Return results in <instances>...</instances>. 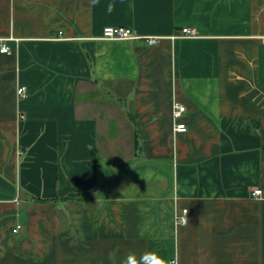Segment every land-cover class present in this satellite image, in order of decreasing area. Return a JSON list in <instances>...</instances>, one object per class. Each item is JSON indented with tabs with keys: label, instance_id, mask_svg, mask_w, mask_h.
<instances>
[{
	"label": "crops",
	"instance_id": "0c3cea01",
	"mask_svg": "<svg viewBox=\"0 0 264 264\" xmlns=\"http://www.w3.org/2000/svg\"><path fill=\"white\" fill-rule=\"evenodd\" d=\"M262 38L264 0H0V264H264Z\"/></svg>",
	"mask_w": 264,
	"mask_h": 264
},
{
	"label": "built area",
	"instance_id": "2783aa9c",
	"mask_svg": "<svg viewBox=\"0 0 264 264\" xmlns=\"http://www.w3.org/2000/svg\"><path fill=\"white\" fill-rule=\"evenodd\" d=\"M183 38H195L197 33L193 29L184 28L182 29ZM101 39L106 41H132V40H144L145 43L149 46L157 45L160 41L159 37H143L135 33V31L128 27H108L104 30L103 36ZM264 43V38H262ZM1 52L5 54H10L11 50L6 45L1 46ZM25 94V89H19L20 97ZM187 113V107L180 103L179 101H174L173 104V117H174V132L178 133H186L187 126L184 123H180L179 121L183 118V116ZM262 191L256 190L254 191V197L261 196ZM188 210L184 209L181 213H176L175 223L177 226H185L188 223L187 219ZM22 227L18 226L13 232L17 233ZM168 264H178L177 259H172Z\"/></svg>",
	"mask_w": 264,
	"mask_h": 264
},
{
	"label": "clouds",
	"instance_id": "9594fccd",
	"mask_svg": "<svg viewBox=\"0 0 264 264\" xmlns=\"http://www.w3.org/2000/svg\"><path fill=\"white\" fill-rule=\"evenodd\" d=\"M93 2H95V0H93ZM140 235L143 236V232H141ZM122 264H168V262L160 257L156 252H145L139 258H137L134 253H129L123 259Z\"/></svg>",
	"mask_w": 264,
	"mask_h": 264
},
{
	"label": "trees",
	"instance_id": "16d2710c",
	"mask_svg": "<svg viewBox=\"0 0 264 264\" xmlns=\"http://www.w3.org/2000/svg\"><path fill=\"white\" fill-rule=\"evenodd\" d=\"M71 197H73V196L67 197V198H65V199H68V198H71ZM39 201H45V200H39Z\"/></svg>",
	"mask_w": 264,
	"mask_h": 264
}]
</instances>
